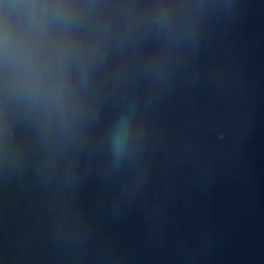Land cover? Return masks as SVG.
Here are the masks:
<instances>
[{"label":"water","instance_id":"water-1","mask_svg":"<svg viewBox=\"0 0 264 264\" xmlns=\"http://www.w3.org/2000/svg\"><path fill=\"white\" fill-rule=\"evenodd\" d=\"M0 264H264V0H0Z\"/></svg>","mask_w":264,"mask_h":264},{"label":"clouds","instance_id":"clouds-1","mask_svg":"<svg viewBox=\"0 0 264 264\" xmlns=\"http://www.w3.org/2000/svg\"><path fill=\"white\" fill-rule=\"evenodd\" d=\"M46 7V6H45ZM8 47H9V41L7 38V35H5V40H4V48H5V58H8ZM31 78L33 80H38L39 77L37 74H32L30 73ZM126 122H123L120 126V132L115 136L114 138V143L117 145V147L119 148L120 146H122L124 139H125V131H126Z\"/></svg>","mask_w":264,"mask_h":264}]
</instances>
